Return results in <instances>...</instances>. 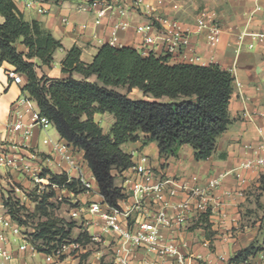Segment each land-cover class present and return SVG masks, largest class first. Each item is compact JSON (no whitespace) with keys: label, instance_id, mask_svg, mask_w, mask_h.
Instances as JSON below:
<instances>
[{"label":"crops","instance_id":"0c3cea01","mask_svg":"<svg viewBox=\"0 0 264 264\" xmlns=\"http://www.w3.org/2000/svg\"><path fill=\"white\" fill-rule=\"evenodd\" d=\"M13 1L23 13L25 20L41 22L43 28L51 32L63 45V49L55 52L50 68L45 65L36 68L38 76L42 74L53 77L66 76L61 72L60 62L65 51L72 46L80 48L81 60L86 63L91 62L98 48L108 44L113 27L119 22H125L127 26L116 30L117 40L114 46H130L141 53L144 33L138 32L137 27L149 23L159 26L164 19H176L189 29V43L185 53L199 58L194 64H217L229 71L233 77L228 105L230 122L225 131L217 136L215 150L209 158L197 161L194 158L193 147L184 144L179 148L177 155L163 157L159 154L156 142L143 143L145 134L142 132H139V140L130 143V150L123 148L127 142L120 147L129 155L137 151V158L141 153L147 155L149 164L161 174L186 179L192 184H204L208 178L228 172L214 191L213 207L207 217L209 222L207 228L197 223L196 219H190L177 230L170 231L164 227L160 230L162 237L174 238L180 253L186 259V264H228L231 257L251 244L262 246L264 166L243 171V176L246 178L244 183L235 178L234 171L243 161L264 157V43L255 42L249 35L241 37L243 31L264 32V0H216L214 2L210 0H146L140 11H129L122 17L106 12L99 24L94 23L93 14L79 10L69 0ZM257 5L261 9L254 10ZM40 7L45 8V12H39ZM203 7L215 8L222 22L223 31L220 42L213 46L206 42L204 31L195 32L196 17ZM64 17L69 20L68 23L62 21ZM3 21L4 17L0 13V23ZM148 34H154V32L148 31ZM250 44L252 47H249ZM18 48L21 51L25 50L23 45H19ZM155 54L159 55L160 51H156ZM34 60L41 65L38 59ZM169 62L185 61L173 55L169 56ZM10 71L15 72L14 66L3 61L0 65V139H5L11 143V146L8 154L9 165L0 166V182L4 184L18 182L23 185L31 183L29 177L38 172L42 162L51 172L60 174L69 171L70 177L77 180L79 170L81 169L82 172L83 170L76 158L72 157L73 163L78 168L69 169L68 163L53 150V145L43 143L47 135L52 141L63 139L53 124L50 126L54 128V134L50 126L46 129L47 131H44L39 125H33L27 140H23L18 134L7 132L6 124L10 118L11 108L19 98L27 97V93L21 90L25 77L19 73L22 81L20 84H15L9 79ZM74 77L81 76L74 74ZM95 79V76L89 78V80ZM130 93H133L132 96L128 94L131 98H144L143 93L140 94L137 88H133ZM160 100L168 101V98L163 97ZM31 101L35 102L27 99L26 105L22 106L23 110L31 109L25 113V123L31 122V113H39L36 102L34 107ZM93 118L99 125L102 121H106L109 127L114 122V116L108 112L95 113ZM103 132L108 133L104 130ZM73 153H76L77 158L83 159L88 166L82 150L75 148ZM137 158L134 160L131 155L132 162H135ZM89 172L95 182L94 189L99 190L90 168ZM129 173L128 170L121 173L112 171L115 180L119 181V186L123 185V176ZM98 196H100L99 193H89L88 200ZM1 201L0 196V213L3 207ZM89 217L91 222H94L89 230H100L99 233L106 239L105 243L109 242L112 235L102 231L101 219L97 215ZM5 229L9 230V225H6ZM9 237L11 243L5 244L0 241V249L6 247L13 253L11 264H79L81 261L79 253L66 251L59 256L37 249L32 250L30 247L19 250L18 245L22 239L16 236ZM259 254L260 252L253 257L251 264H261ZM145 260H156V256L154 253L137 248L130 264H145Z\"/></svg>","mask_w":264,"mask_h":264},{"label":"trees","instance_id":"16d2710c","mask_svg":"<svg viewBox=\"0 0 264 264\" xmlns=\"http://www.w3.org/2000/svg\"><path fill=\"white\" fill-rule=\"evenodd\" d=\"M0 13L4 17L0 23V65L6 61L25 77L21 90L36 102L39 114L53 124L61 138L83 151L108 205L117 206L124 198L122 187L115 186L112 171L121 173L133 165L131 155L120 146L139 140V132L145 134L144 144L157 143L163 157L177 155L184 144L193 147L197 161L209 158L215 150L217 136L230 122L233 77L229 71L217 64L170 63L168 55H144L130 46L103 44L89 63L81 60L77 46L66 50L60 62L65 77L38 76L36 68H50L55 52L63 49L62 43L41 22L25 20L13 0H0ZM19 45L25 50H19ZM91 76L96 79L89 80ZM133 88L139 89L144 98L129 97L127 93ZM163 97L168 101L160 100ZM104 112L114 116L108 133L93 118L95 113ZM49 174L51 183L67 180L65 173ZM75 183L79 182L72 180L70 187L75 189ZM207 217L200 216L197 223L207 228ZM263 249L264 238L262 246L251 244L231 257L228 264H238Z\"/></svg>","mask_w":264,"mask_h":264},{"label":"built area","instance_id":"2783aa9c","mask_svg":"<svg viewBox=\"0 0 264 264\" xmlns=\"http://www.w3.org/2000/svg\"><path fill=\"white\" fill-rule=\"evenodd\" d=\"M62 1V0H59ZM76 7L95 16L94 23L99 24L102 16L109 12L119 17L125 16L129 11H140L146 0H69ZM216 1V0H210ZM149 7V5H147ZM259 5L254 10H259ZM45 8L40 7L38 11L43 13ZM64 23H68L66 17L62 18ZM127 26L125 22H119L114 25L112 37L108 44L114 46L116 43L115 32L118 28L124 29ZM138 32L144 33L142 41V54H149L160 51L159 55L177 56L183 61L194 63L198 61L197 56H189L185 53V48L189 43L190 30L185 28L176 19H164L156 26L149 23L137 27ZM148 31L154 34H148ZM205 32V39L209 45H216L220 42L223 26L219 14L215 8L203 7L199 10L195 21V32ZM249 35L255 42L264 43V32L243 31L242 36ZM252 47V44L249 45ZM9 79L15 84L22 81L21 75L10 71ZM26 98H19L10 110V118L6 124V130L11 134H18L23 140H27L31 135V127L39 125L46 129L51 122L39 113H31V122L25 123V113L31 111L27 108ZM43 143H51L53 150L66 162L70 168H78L73 163L74 146L64 139L52 141L47 135ZM11 143L5 139H0V166L9 165L8 154ZM13 145V144H12ZM48 161L49 159H45ZM40 163L38 172L35 173V182L42 184L49 174L46 165ZM264 166V157H256L240 163L235 168V178L244 183L246 178L243 171L257 169ZM48 170V171H47ZM68 170V169H67ZM129 175L123 176L122 193L124 198L118 200L117 206H110L107 203L90 199L84 203L86 206L76 208L72 212L73 216H79L84 213L89 217L97 215L102 221V231L112 235L113 264H130L135 249L142 248L147 252L154 253L156 260H145V264H186L185 257L180 253L179 247L172 237H162L161 228H167L170 231L182 227L190 219L198 220L202 215H209L214 200V191L219 187L224 176L228 172L220 173L207 179V182L190 183L186 179L163 175L155 170L148 161V156L141 153L133 165L127 168ZM61 174V173H60ZM67 182L73 180L69 171L65 172ZM95 179V177L93 176ZM87 193H96L101 196L99 190L92 188L91 182L86 179L81 169L76 178ZM96 180V179H95ZM51 185H53L51 183ZM180 197V198H178ZM9 225V230H6ZM9 236H16L22 239L18 245L19 250H25L30 247L36 249L32 243L25 240L21 234L19 225L14 222L9 214H0V241L5 244L11 243ZM95 234L94 238L97 239ZM58 255V254H55ZM254 256L242 259L238 264H251ZM261 264H264V249L260 251L259 257ZM50 259V257H48ZM13 253L4 247L0 249V264H11Z\"/></svg>","mask_w":264,"mask_h":264},{"label":"rangeland","instance_id":"374dc122","mask_svg":"<svg viewBox=\"0 0 264 264\" xmlns=\"http://www.w3.org/2000/svg\"><path fill=\"white\" fill-rule=\"evenodd\" d=\"M53 77V76H48ZM65 77V76H64ZM117 90L125 93V88L118 87ZM131 92V91H130ZM128 92L132 96L133 93ZM139 93L142 92L139 90ZM28 99L27 97H25ZM30 100V99H28ZM32 100V99H31ZM35 107V102L31 101ZM102 130L109 132L106 121L101 123ZM51 132L55 130L50 126ZM50 132V133H51ZM130 143L123 146L130 150ZM9 153V150L6 151ZM130 153V152H129ZM76 161L82 167L83 175L91 182L92 188L95 182L91 178L89 168L80 157L75 156ZM132 159L137 158V151L131 153ZM53 173V172H52ZM35 173L31 174L26 185L18 182L1 183L0 196L2 197L1 213L9 214L11 219L20 227V232L33 245L41 249H48L51 254L62 256L63 252L79 253L83 264H111L113 259L112 239L105 243V238L99 233L100 230H89L91 218L81 213L73 216L72 212L80 208L88 201L87 193L81 183H75V189L70 187L72 180L62 184L52 183L48 175L42 184L35 182ZM115 186L119 181L114 180ZM98 201L104 202L103 196L95 197ZM102 227V226H101ZM97 234V239L94 235Z\"/></svg>","mask_w":264,"mask_h":264}]
</instances>
